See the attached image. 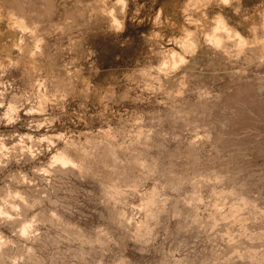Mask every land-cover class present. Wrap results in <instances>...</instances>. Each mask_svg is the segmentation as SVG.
I'll return each mask as SVG.
<instances>
[{
	"label": "rangeland",
	"instance_id": "obj_1",
	"mask_svg": "<svg viewBox=\"0 0 264 264\" xmlns=\"http://www.w3.org/2000/svg\"><path fill=\"white\" fill-rule=\"evenodd\" d=\"M0 264H264V0H0Z\"/></svg>",
	"mask_w": 264,
	"mask_h": 264
},
{
	"label": "bare ground",
	"instance_id": "obj_2",
	"mask_svg": "<svg viewBox=\"0 0 264 264\" xmlns=\"http://www.w3.org/2000/svg\"><path fill=\"white\" fill-rule=\"evenodd\" d=\"M63 154H61V157H60V159H59V156L57 157V160H55L56 162H58V161H61V163L63 164V166H64V164L65 165H67L68 163H73L69 158H67L66 156H62ZM23 232H24V230H23Z\"/></svg>",
	"mask_w": 264,
	"mask_h": 264
}]
</instances>
